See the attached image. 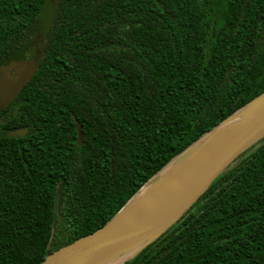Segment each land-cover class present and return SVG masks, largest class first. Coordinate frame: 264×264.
Returning <instances> with one entry per match:
<instances>
[{"label": "trees", "instance_id": "trees-1", "mask_svg": "<svg viewBox=\"0 0 264 264\" xmlns=\"http://www.w3.org/2000/svg\"><path fill=\"white\" fill-rule=\"evenodd\" d=\"M43 2L0 0V66L40 50L0 112V264L102 228L264 92V0H60L42 19ZM125 264H264V139Z\"/></svg>", "mask_w": 264, "mask_h": 264}, {"label": "water", "instance_id": "water-1", "mask_svg": "<svg viewBox=\"0 0 264 264\" xmlns=\"http://www.w3.org/2000/svg\"><path fill=\"white\" fill-rule=\"evenodd\" d=\"M59 1L44 0L40 17L51 16ZM39 57L37 51L32 59L0 66V112L31 80ZM238 114L240 121L230 124ZM71 118L80 147L82 127L73 115ZM27 134L23 128L6 135L22 138ZM262 139L264 92L173 158L102 228L52 252L41 264H104L137 249L120 263L125 264L171 228L235 160Z\"/></svg>", "mask_w": 264, "mask_h": 264}, {"label": "bare ground", "instance_id": "bare-ground-1", "mask_svg": "<svg viewBox=\"0 0 264 264\" xmlns=\"http://www.w3.org/2000/svg\"><path fill=\"white\" fill-rule=\"evenodd\" d=\"M239 117H240L239 114L236 115L234 121H232L230 124H237L240 121ZM188 160L189 159H187L186 161H184L180 166H182V165L184 166L185 164H187L188 163ZM180 166H177V167L173 168L172 170L177 169ZM136 250L137 249H133L132 251H129V252L125 253L121 257H117L116 259H113L112 261L106 262L104 264H120L121 262H123L124 260H126L127 258H129V256H131Z\"/></svg>", "mask_w": 264, "mask_h": 264}, {"label": "flooded vegetation", "instance_id": "flooded-vegetation-1", "mask_svg": "<svg viewBox=\"0 0 264 264\" xmlns=\"http://www.w3.org/2000/svg\"><path fill=\"white\" fill-rule=\"evenodd\" d=\"M37 51H40V50H36V51L33 53V55H32L29 59H32ZM29 59H28V60H29ZM19 61H27V60H19Z\"/></svg>", "mask_w": 264, "mask_h": 264}]
</instances>
